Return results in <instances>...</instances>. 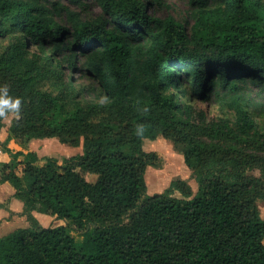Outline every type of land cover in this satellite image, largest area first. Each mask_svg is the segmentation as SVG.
Wrapping results in <instances>:
<instances>
[{"label":"trees","instance_id":"obj_1","mask_svg":"<svg viewBox=\"0 0 264 264\" xmlns=\"http://www.w3.org/2000/svg\"><path fill=\"white\" fill-rule=\"evenodd\" d=\"M93 1L101 14L84 20L59 0H0V39L20 37L0 53V82L23 98L4 145L82 138L81 154L40 165L6 148L0 185L32 227L0 237V264H264V182L247 174L264 173V0H211L189 31L146 0ZM209 100L221 116L193 103ZM159 133L184 146L193 197L179 181L167 191L184 199L146 194L157 156L142 145ZM32 211L71 222L82 241L33 227Z\"/></svg>","mask_w":264,"mask_h":264},{"label":"rangeland","instance_id":"obj_2","mask_svg":"<svg viewBox=\"0 0 264 264\" xmlns=\"http://www.w3.org/2000/svg\"><path fill=\"white\" fill-rule=\"evenodd\" d=\"M148 1L147 12L149 15L158 17V18H166L172 17L176 22L182 24L186 31H189V28L192 23V19L190 17V12L197 8L198 6L209 3L211 0H146ZM62 5L67 6V8L71 11H74L80 15L81 19H93L98 17L101 14V9L96 2L93 0H84V4L81 7L78 6H70L67 4L65 0H59ZM60 23L63 26L67 27V22L65 17H62ZM18 35L15 37H8L5 39H0V53L13 41L17 40ZM33 51L37 52L35 48H32ZM38 53V52H37ZM182 81H186V76L182 75ZM76 92H80L77 84L75 83ZM102 98V97H101ZM101 98L99 102H101ZM93 103L98 102L92 99ZM199 108H203L210 117H218L221 116L219 107L214 103L213 100H209L207 102L195 101L193 102ZM16 118L12 115L4 117L2 119V127L0 129V170L1 166L4 163H8L11 160L10 154L6 151V148L11 150L13 153L16 151H21L23 153L29 151L28 144L30 142L33 143L32 149L39 158L38 165L42 164L43 158L45 157H54L59 162H61L65 158H69L75 155H79L82 153V138L80 139V143L78 146H71L69 144L61 143L57 138H32L28 142L23 144H17L18 147H8L9 143L4 145V140L8 134V129L11 125L12 120ZM258 122L261 126H264V118H259ZM15 143V142H14ZM16 144V143H15ZM142 149L147 153H155L157 159L155 163L150 164L146 167L144 179L146 184V194L154 195L160 193H166L174 198L184 199L183 194L174 188L170 187V184L175 181H179L184 183L186 186L190 187L191 197H193L198 191V183L196 178L193 175L191 169H189L184 163L183 151L184 146L182 144L174 145L172 140L164 138L160 133L155 137L154 140H144ZM9 156V160L8 157ZM147 174V175H146ZM248 175L259 178L262 182H264V173L261 167H256L251 171L247 172ZM95 175L87 174L86 179L90 182L95 181ZM147 179V180H146ZM163 182L161 187L158 188L156 192L153 190H148V185L151 183H159ZM181 184V183H179ZM185 185L182 184V189L186 190ZM10 191L4 186L0 185V222L3 219H7L9 215L11 216L10 209V200H11ZM258 208L260 212V216L264 218V199L259 201ZM31 212L32 217L36 220V224L33 227H55V226H64L68 233L75 239L77 243H80L83 239L82 231L75 229L74 225L65 220H58L53 216L45 215L46 217H41L36 219ZM21 216L25 217V222L28 227H32L27 220L26 213L24 212V207L21 212ZM54 218V219H52Z\"/></svg>","mask_w":264,"mask_h":264},{"label":"clouds","instance_id":"obj_3","mask_svg":"<svg viewBox=\"0 0 264 264\" xmlns=\"http://www.w3.org/2000/svg\"><path fill=\"white\" fill-rule=\"evenodd\" d=\"M107 97H102L101 102ZM23 106V98L19 95H14L10 91V85L7 82H0V118L12 115L19 117ZM145 132L143 122H137L135 125V133L137 136H142Z\"/></svg>","mask_w":264,"mask_h":264},{"label":"crops","instance_id":"obj_4","mask_svg":"<svg viewBox=\"0 0 264 264\" xmlns=\"http://www.w3.org/2000/svg\"><path fill=\"white\" fill-rule=\"evenodd\" d=\"M33 143L30 142L28 144V150L29 151H33L32 149ZM8 147L12 148V147H18L17 144L14 143V141H10ZM9 160V156L7 157ZM10 209H11V216L9 215L8 217H6L7 219H3L0 222V237H3L11 232H13L16 229L19 228H27V224L25 222V217L21 216V212L23 210V204L21 201L11 197L10 200ZM33 215L36 219L39 220V218L41 217H46L44 214H41L39 212L34 211ZM54 219V218H52Z\"/></svg>","mask_w":264,"mask_h":264},{"label":"bare ground","instance_id":"obj_5","mask_svg":"<svg viewBox=\"0 0 264 264\" xmlns=\"http://www.w3.org/2000/svg\"><path fill=\"white\" fill-rule=\"evenodd\" d=\"M147 175V174H146ZM147 180V179H146ZM163 182H159V183H150L147 187H148V190H153V192H156L158 190L159 187H161Z\"/></svg>","mask_w":264,"mask_h":264}]
</instances>
